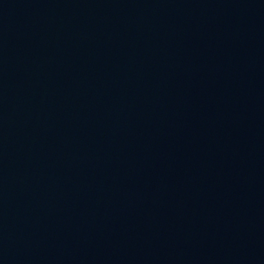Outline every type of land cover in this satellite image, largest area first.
<instances>
[{"label":"water","instance_id":"obj_1","mask_svg":"<svg viewBox=\"0 0 264 264\" xmlns=\"http://www.w3.org/2000/svg\"><path fill=\"white\" fill-rule=\"evenodd\" d=\"M0 264H264V0H0Z\"/></svg>","mask_w":264,"mask_h":264}]
</instances>
